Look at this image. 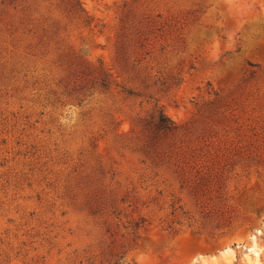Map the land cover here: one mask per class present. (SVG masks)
<instances>
[{
    "label": "rangeland",
    "instance_id": "rangeland-1",
    "mask_svg": "<svg viewBox=\"0 0 264 264\" xmlns=\"http://www.w3.org/2000/svg\"><path fill=\"white\" fill-rule=\"evenodd\" d=\"M0 264H264V0H0Z\"/></svg>",
    "mask_w": 264,
    "mask_h": 264
},
{
    "label": "trees",
    "instance_id": "trees-1",
    "mask_svg": "<svg viewBox=\"0 0 264 264\" xmlns=\"http://www.w3.org/2000/svg\"><path fill=\"white\" fill-rule=\"evenodd\" d=\"M158 126L163 129H169V126L165 123V121H161Z\"/></svg>",
    "mask_w": 264,
    "mask_h": 264
}]
</instances>
